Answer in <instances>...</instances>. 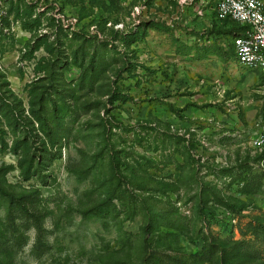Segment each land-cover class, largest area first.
<instances>
[{
	"label": "rangeland",
	"instance_id": "rangeland-1",
	"mask_svg": "<svg viewBox=\"0 0 264 264\" xmlns=\"http://www.w3.org/2000/svg\"><path fill=\"white\" fill-rule=\"evenodd\" d=\"M206 1L0 0V264H264V78Z\"/></svg>",
	"mask_w": 264,
	"mask_h": 264
},
{
	"label": "built area",
	"instance_id": "built-area-1",
	"mask_svg": "<svg viewBox=\"0 0 264 264\" xmlns=\"http://www.w3.org/2000/svg\"><path fill=\"white\" fill-rule=\"evenodd\" d=\"M187 1L182 0L183 3ZM211 11L217 23L228 20L240 27L238 34L232 38L235 61L239 66L258 71L264 78V4L262 0H215Z\"/></svg>",
	"mask_w": 264,
	"mask_h": 264
},
{
	"label": "trees",
	"instance_id": "trees-1",
	"mask_svg": "<svg viewBox=\"0 0 264 264\" xmlns=\"http://www.w3.org/2000/svg\"><path fill=\"white\" fill-rule=\"evenodd\" d=\"M224 22H230V21H228V20H225ZM230 23H232V24L236 25V28H235V29H233V30L231 31L232 38H233V36H235V35H237V34H238V32H239V30H240V27H239L237 24L233 23V22H230Z\"/></svg>",
	"mask_w": 264,
	"mask_h": 264
},
{
	"label": "crops",
	"instance_id": "crops-1",
	"mask_svg": "<svg viewBox=\"0 0 264 264\" xmlns=\"http://www.w3.org/2000/svg\"><path fill=\"white\" fill-rule=\"evenodd\" d=\"M209 1H210V0H207L206 2H209ZM214 1H215V0H212V1H211V7H212ZM211 13H212V11H211Z\"/></svg>",
	"mask_w": 264,
	"mask_h": 264
}]
</instances>
